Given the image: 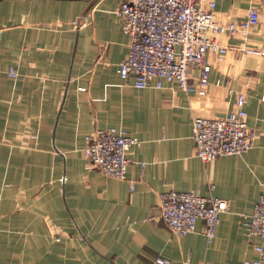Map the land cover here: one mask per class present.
I'll return each mask as SVG.
<instances>
[{
  "label": "crops",
  "instance_id": "crops-1",
  "mask_svg": "<svg viewBox=\"0 0 264 264\" xmlns=\"http://www.w3.org/2000/svg\"><path fill=\"white\" fill-rule=\"evenodd\" d=\"M122 1L0 0V264L257 259L264 250H255L260 241L241 219L264 192V55L243 50L264 51V1L213 0L223 26L244 19L249 7L258 23L245 37H218L228 52L222 61L207 57L204 95L176 83L136 88L120 76L128 52L115 13ZM9 66L15 78L6 75ZM238 92L254 147L203 164L192 120L226 115ZM109 126L140 142L128 151L125 179L100 174L81 151L86 135ZM167 190L226 200L211 244L201 220L182 237L169 232L156 216L157 194Z\"/></svg>",
  "mask_w": 264,
  "mask_h": 264
},
{
  "label": "built area",
  "instance_id": "built-area-1",
  "mask_svg": "<svg viewBox=\"0 0 264 264\" xmlns=\"http://www.w3.org/2000/svg\"><path fill=\"white\" fill-rule=\"evenodd\" d=\"M214 8L213 0H123L115 11L121 20V30L128 38L127 55L119 64L120 76L131 78L136 88L152 85L160 89L163 83H176L186 93L204 95L211 70L207 55L222 60L228 52L227 46L220 44L215 36L239 32L245 37L258 23L255 7L248 8L244 19L224 26L214 20ZM243 53L264 55V51L255 48H246ZM6 74L16 76L12 66L6 69ZM215 83L219 84L220 79ZM260 99L264 101V94ZM245 102V94L238 92L234 107L226 115L193 118L191 137L194 155L200 162L209 164L221 155L242 154L254 147L255 132L246 125ZM84 142L81 151L89 166L116 179H125L128 151L140 143L136 136L113 126L93 130L84 137ZM129 187L132 190V181ZM227 210L226 200L212 195L175 190L157 194L156 216L176 237L192 233L197 220H201L206 243L211 244L219 216ZM241 220L247 236L259 239L255 250L262 253L264 192L258 196L250 214L243 215ZM154 262L169 264L162 258ZM261 263L264 255L244 261V264Z\"/></svg>",
  "mask_w": 264,
  "mask_h": 264
},
{
  "label": "bare ground",
  "instance_id": "bare-ground-1",
  "mask_svg": "<svg viewBox=\"0 0 264 264\" xmlns=\"http://www.w3.org/2000/svg\"><path fill=\"white\" fill-rule=\"evenodd\" d=\"M213 16H214V20L217 22V19H216V16H215V13H214V12H213ZM217 23H218V22H217ZM236 33L238 34L239 32H236ZM239 34H240V33H239ZM222 35H228V36H229V35H231V34H227L226 32H222V33H220V34H217L215 37H216V39L218 40V37H220V36H222ZM218 42H219V40H218ZM219 43H220V42H219ZM220 44H221V43H220ZM209 55H210L212 58L216 59V58H215L214 56H212L211 54H208L207 57H208ZM224 58H225V57H224ZM224 58H223V59H224ZM223 59H222V60H223ZM207 60H208V59H207ZM216 60H218V59H216ZM222 60H219V61H222ZM208 62H209V61H208ZM209 63H210V62H209ZM210 65H211V63H210Z\"/></svg>",
  "mask_w": 264,
  "mask_h": 264
},
{
  "label": "rangeland",
  "instance_id": "rangeland-1",
  "mask_svg": "<svg viewBox=\"0 0 264 264\" xmlns=\"http://www.w3.org/2000/svg\"><path fill=\"white\" fill-rule=\"evenodd\" d=\"M250 55H252V54H250ZM5 73H6V70H5ZM6 75H7V74H6ZM87 162H88V161H87ZM88 165H90L89 162H88Z\"/></svg>",
  "mask_w": 264,
  "mask_h": 264
}]
</instances>
